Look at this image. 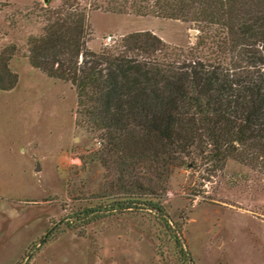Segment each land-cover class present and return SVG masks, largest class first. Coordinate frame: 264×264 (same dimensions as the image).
<instances>
[{"label": "trees", "instance_id": "obj_1", "mask_svg": "<svg viewBox=\"0 0 264 264\" xmlns=\"http://www.w3.org/2000/svg\"><path fill=\"white\" fill-rule=\"evenodd\" d=\"M82 1L45 10L43 34L27 41L29 64L75 89L76 116L99 132L93 160L114 172L108 186L118 196L79 218L153 214L176 262L195 264L161 197L175 169L198 161L215 174L236 165L237 177L264 179V0ZM96 10L189 22L198 35L182 49L136 32L114 51L93 52L86 43ZM14 52L0 54L2 91L17 82L8 68Z\"/></svg>", "mask_w": 264, "mask_h": 264}, {"label": "rangeland", "instance_id": "obj_2", "mask_svg": "<svg viewBox=\"0 0 264 264\" xmlns=\"http://www.w3.org/2000/svg\"><path fill=\"white\" fill-rule=\"evenodd\" d=\"M63 1L0 0V54L14 47L8 68L17 76L11 90H0V264H178L153 214L113 212L87 224L79 218L118 195L108 186L114 172L93 160L99 132L76 116L75 89L28 61V38L43 34L44 11ZM89 25L93 52L114 51L136 32L182 49L198 35L189 22L104 10L91 11ZM107 36L113 40L105 44ZM239 170L215 174L198 161L169 178L161 200L182 223L195 264H264V179L237 177Z\"/></svg>", "mask_w": 264, "mask_h": 264}, {"label": "built area", "instance_id": "obj_3", "mask_svg": "<svg viewBox=\"0 0 264 264\" xmlns=\"http://www.w3.org/2000/svg\"><path fill=\"white\" fill-rule=\"evenodd\" d=\"M112 40H113V37L107 36L106 39H105V44L110 43Z\"/></svg>", "mask_w": 264, "mask_h": 264}, {"label": "water", "instance_id": "obj_4", "mask_svg": "<svg viewBox=\"0 0 264 264\" xmlns=\"http://www.w3.org/2000/svg\"><path fill=\"white\" fill-rule=\"evenodd\" d=\"M45 236H47V234Z\"/></svg>", "mask_w": 264, "mask_h": 264}]
</instances>
